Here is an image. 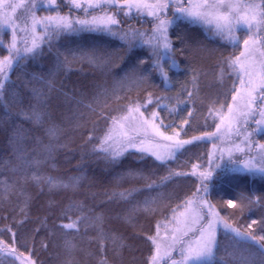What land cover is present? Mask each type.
Wrapping results in <instances>:
<instances>
[{
    "label": "trees",
    "instance_id": "1",
    "mask_svg": "<svg viewBox=\"0 0 264 264\" xmlns=\"http://www.w3.org/2000/svg\"><path fill=\"white\" fill-rule=\"evenodd\" d=\"M248 1H260L264 17V0ZM42 2L32 11L29 47L14 39L22 30L0 27V264H154L177 231L160 264H183L186 240L210 220L211 258L196 264H264V172L235 170L247 156L236 148L216 168L210 161L212 149L221 150L215 114L233 102L234 66L250 32L242 28L229 41L176 19L187 0L158 18L118 4L87 10L78 0ZM104 12L139 38L174 19L160 65L144 43L58 30L67 19ZM261 96L247 122L249 157L264 150ZM128 114L139 122L155 115L161 136L137 121L117 134L114 121L124 124ZM159 146L173 155L158 158ZM192 202L201 218L182 227Z\"/></svg>",
    "mask_w": 264,
    "mask_h": 264
},
{
    "label": "rangeland",
    "instance_id": "2",
    "mask_svg": "<svg viewBox=\"0 0 264 264\" xmlns=\"http://www.w3.org/2000/svg\"><path fill=\"white\" fill-rule=\"evenodd\" d=\"M14 4L8 9L6 2L3 10H9L4 12L0 10V27L12 28L14 30H22L19 35H14V39L19 40L20 46L29 47V43L33 40L35 34L30 31L33 27V23L30 22L32 18V11L36 7L42 6V0H11ZM48 1V0H47ZM75 1V0H74ZM42 2V3H41ZM82 9H93L104 5L118 4L124 6L126 13L140 11L144 15H149L152 18H158L166 9L170 3L177 2L181 5L184 0H78ZM96 6V7H95ZM182 6V5H181ZM185 6V7H184ZM260 1H248V0H187V4L183 7L175 8L174 12L177 14L176 19H183L191 22L192 24H199L209 31L213 36L215 34L220 35L229 41H235L231 39V35L236 34L242 28L248 30L252 36L245 44V48L237 58L235 62V72H237L238 87L234 94L233 102L229 109L225 111H219L215 114L218 119L217 132L221 138L220 146L221 150H216L217 147L212 149L210 161L214 164L213 168H216L220 158L230 156V151L237 149L236 153L243 154L247 152L245 161L237 164L235 170L247 171V172H264V150L263 147L258 146L255 149V154L251 157L248 153H251L250 141L251 133L248 130V121L254 115L256 108V100L259 98L260 92L258 90L264 88V35L259 38L257 32L264 29V17L261 12ZM261 12V13H260ZM262 15V16H261ZM113 13L104 12L99 15H92L88 18L74 17L75 20H70L72 23L68 25L65 22L62 27H58L59 31L67 33L80 34L83 31H96L103 32L118 38L122 42L129 44V46H137L142 43L151 46L152 52L155 54V59H158V52L165 53L170 48L169 34L171 28L174 26V19L172 20H159L155 28L150 33H140V38L133 34L131 30H120L116 28V19ZM81 21L76 24L75 21ZM68 25V26H67ZM260 29V30H259ZM14 34V33H13ZM42 42L40 35L37 37ZM230 38V39H229ZM18 43V41H17ZM160 60L158 59L159 65ZM157 62V61H156ZM262 69H261V68ZM162 69V68H161ZM160 69V71H161ZM262 72H261V70ZM4 69H2L3 71ZM5 72V70L3 71ZM263 102L261 104V111L259 113L258 120L256 121L258 131L264 130V94ZM139 115L135 114L126 115V123H122L118 119L114 121V130L118 134L127 129V124H130L138 120ZM155 115L148 117L142 122H138V126L141 127L145 124L150 132L161 136V132L158 124L155 122ZM129 124V125H130ZM137 128V132H139ZM145 132L146 137H152ZM152 141V139H150ZM151 146V145H150ZM156 148V146L154 147ZM166 146L158 147L156 155L158 158H167L173 154H169L165 149ZM226 149V150H225ZM155 150V149H152ZM239 150V151H238ZM212 167V166H211ZM205 176L209 175L208 172L204 173ZM202 205L204 203L200 201ZM208 208V207H207ZM189 209V210H188ZM184 210V209H183ZM182 210V211H183ZM178 214L173 224L177 226L180 224V215ZM183 212H190L192 215H186L183 218V226H191L198 223L200 220V210L193 202L185 207ZM211 212V210H208ZM196 214V215H194ZM197 219H199L197 221ZM197 221V222H196ZM215 221H209L201 229H199V236L186 240L184 245L182 257L183 264H196L201 262H207L210 260L211 252L215 243L216 229H214ZM172 224V225H173ZM181 228V226H178ZM191 226L190 228H192ZM179 231L176 232L173 239L166 240L165 247L158 248L156 252V258L154 264H160V259L164 254H169L173 244H176L179 239Z\"/></svg>",
    "mask_w": 264,
    "mask_h": 264
}]
</instances>
